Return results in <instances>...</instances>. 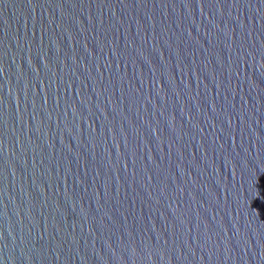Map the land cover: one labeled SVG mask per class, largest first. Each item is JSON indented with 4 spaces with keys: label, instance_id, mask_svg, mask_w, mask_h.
<instances>
[{
    "label": "water",
    "instance_id": "water-1",
    "mask_svg": "<svg viewBox=\"0 0 264 264\" xmlns=\"http://www.w3.org/2000/svg\"><path fill=\"white\" fill-rule=\"evenodd\" d=\"M261 177L264 0H0V264H264Z\"/></svg>",
    "mask_w": 264,
    "mask_h": 264
},
{
    "label": "snow or ice",
    "instance_id": "snow-or-ice-1",
    "mask_svg": "<svg viewBox=\"0 0 264 264\" xmlns=\"http://www.w3.org/2000/svg\"><path fill=\"white\" fill-rule=\"evenodd\" d=\"M261 181L262 182L260 184H258L257 187H259L261 189L260 197H264V177H261ZM260 197L253 200L252 206L255 205L256 203H259L261 206H264V201H262ZM253 208H258V207H253ZM260 211H261V209H260Z\"/></svg>",
    "mask_w": 264,
    "mask_h": 264
}]
</instances>
